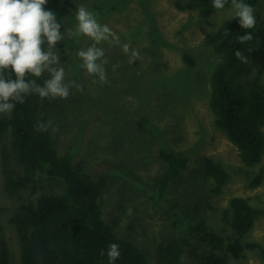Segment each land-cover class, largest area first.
Returning <instances> with one entry per match:
<instances>
[{
	"label": "rangeland",
	"instance_id": "obj_1",
	"mask_svg": "<svg viewBox=\"0 0 264 264\" xmlns=\"http://www.w3.org/2000/svg\"><path fill=\"white\" fill-rule=\"evenodd\" d=\"M191 1L75 0L65 29L75 28L76 7L84 5L119 37V44L100 45L105 49L109 82L93 84L98 78L79 67L77 51L92 41L65 34L69 44L60 66L66 81L82 85L83 92L72 88L67 99L37 100L45 106L37 109V115L53 120L59 128L57 132L50 129L58 153L82 164L91 178L109 177L102 198L105 221L115 226L119 236L145 249L153 264L161 243L185 236L190 224L205 220L219 235L230 238L233 230L225 212L234 197L249 199L259 210L244 241L264 247V156L258 165L245 166L238 149L215 126L210 108L211 77L222 56L205 41L231 16L228 7L204 16ZM254 15L261 25L264 0H258ZM73 40L77 46L70 45ZM123 44L130 46V53H137L134 63H129L130 53L123 52ZM185 54L192 56L193 66L186 64ZM252 62L247 81L264 72L257 54ZM114 65H118L115 71ZM113 121L117 123L112 126ZM8 143L10 138L0 139V244L6 243L10 264H20L21 243L11 218L21 204L61 193L64 187L43 173L36 191L8 195L3 182V148ZM163 150L188 158V163L160 197L158 181L169 169L161 158ZM206 158L228 172L229 180L220 193L214 192V180L205 174ZM259 174L262 181L253 186ZM191 243L180 264H195L192 249L203 251L196 239ZM230 264H264V257L259 250H247L244 258Z\"/></svg>",
	"mask_w": 264,
	"mask_h": 264
},
{
	"label": "trees",
	"instance_id": "obj_2",
	"mask_svg": "<svg viewBox=\"0 0 264 264\" xmlns=\"http://www.w3.org/2000/svg\"><path fill=\"white\" fill-rule=\"evenodd\" d=\"M211 2L192 0L191 6L207 16L215 10ZM244 2L255 9L258 0ZM74 5L75 0H48L45 6L63 25L62 33ZM248 32L252 39L241 44L237 38ZM205 42L222 56L211 77L210 108L215 126L238 149L244 165L254 167L264 156V81L261 80L264 72L251 81L246 78L253 72L255 54L264 66V19L254 29H242L238 20L230 17ZM67 44L65 39L57 44L62 62ZM70 45L78 43L73 40ZM237 50L241 53L239 58L235 55ZM184 60L189 66L195 64L190 54H185ZM46 78L44 74L37 82L42 84ZM38 99L35 95L27 96L9 116L0 117V139L10 138V143L3 148V182L7 194L17 196L23 191H36L43 173L64 187L61 193L40 196L35 202L21 204L15 211L11 223L21 243L20 264H108L106 254L100 253L101 250L106 253L110 243L120 246L121 255L115 264H153L145 249L119 236L115 226L103 218L102 198L110 184L109 177L91 178L82 164H75L71 157L58 153L50 129L43 133L34 131L38 120H48L37 115L38 108L45 109L38 104ZM80 99L84 100L81 94ZM116 123L113 121L111 125ZM161 158L169 167L158 181V194L163 197L169 184L181 175L188 158L170 150H163ZM204 164L206 176L214 180V192L220 193L229 180L227 170L212 158H206ZM262 178L259 174L253 186L259 185ZM258 215L259 210L249 199L234 197L225 212V221L233 230L230 238L219 235L205 220L190 224L185 236L161 243L155 252L154 264H180L192 239L203 246L200 253L192 249L195 264H230L231 260L244 258L247 250H259L264 257L261 244L244 241ZM0 264H10V253L4 242L0 244Z\"/></svg>",
	"mask_w": 264,
	"mask_h": 264
},
{
	"label": "clouds",
	"instance_id": "obj_3",
	"mask_svg": "<svg viewBox=\"0 0 264 264\" xmlns=\"http://www.w3.org/2000/svg\"><path fill=\"white\" fill-rule=\"evenodd\" d=\"M48 0H0V114H10L17 103L23 104L25 98L35 95L41 101L57 98L67 99L71 89L83 92V86L73 80L66 81L65 69L60 66V56L57 44L68 38L87 37L92 44L77 51L81 61L79 67L87 74L96 77L92 83L101 85L108 83L106 69L107 61L104 42L119 44V37L106 24L98 22L96 15L84 5H78L75 11V28L65 29L58 22L56 14L46 9ZM229 5L227 12L232 20L237 19L242 29H254L257 25L255 9L244 0H212L213 9L223 11ZM227 34V33H226ZM238 41L243 44L252 39L250 32L240 35ZM125 54L130 53L128 44L122 45ZM239 58L241 53L236 51ZM137 53L132 51L129 63H134ZM118 65L113 66V71ZM47 73L48 78L43 83L38 79ZM59 131L54 121L38 120L34 125L37 133ZM120 246L110 243L105 253L108 264H115L119 259Z\"/></svg>",
	"mask_w": 264,
	"mask_h": 264
}]
</instances>
